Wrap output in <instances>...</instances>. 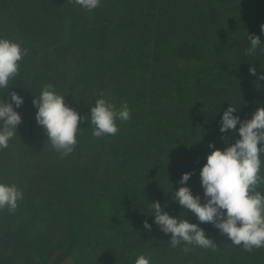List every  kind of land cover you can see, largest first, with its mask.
I'll use <instances>...</instances> for the list:
<instances>
[{
    "label": "trees",
    "instance_id": "trees-1",
    "mask_svg": "<svg viewBox=\"0 0 264 264\" xmlns=\"http://www.w3.org/2000/svg\"><path fill=\"white\" fill-rule=\"evenodd\" d=\"M261 25L264 0H100L91 12L68 0H0V38L27 49L9 85L23 97L22 122L0 150V182L23 199L14 213L0 211V264H135L140 255L151 264H264V248L231 244L172 199L186 186L204 202L208 145L239 139L220 132L224 111L231 105L245 120L264 106V54H246L248 36L264 42ZM47 84L81 117L62 159L35 119L33 98ZM101 98L127 104L130 119L97 138L88 115ZM157 201L217 250L171 247L148 216Z\"/></svg>",
    "mask_w": 264,
    "mask_h": 264
},
{
    "label": "clouds",
    "instance_id": "clouds-1",
    "mask_svg": "<svg viewBox=\"0 0 264 264\" xmlns=\"http://www.w3.org/2000/svg\"><path fill=\"white\" fill-rule=\"evenodd\" d=\"M68 2L89 12L100 5V0ZM261 33L264 34V25H261ZM248 39L247 55H255L258 49L264 54V42L259 37L248 36ZM25 55L27 49L22 48L19 42L0 38V89L7 90L8 96V99L0 97V150L9 147L10 140L17 135V126L22 122L16 109L23 105V97L16 92L9 93V85L19 74L20 61ZM249 72L256 75L255 68L250 67ZM259 79L264 80V75ZM33 106L37 109L36 122L47 137L46 144H50L61 159L71 154L78 142L81 117L66 104L65 95L59 94L52 84H47L39 96L33 98ZM237 111L231 105L224 111L219 130L222 134L232 131L239 139L226 144L223 150L215 149L214 144L208 145L213 150L200 170L204 202L201 203V197L194 196L186 186L172 193V199L184 209L181 216L190 211L200 223H211L221 235H226L231 244L252 252L253 249L264 248V192L257 190L264 184V176L260 175L264 166V106L257 107L252 117L245 120L234 115ZM88 117L95 137L114 136L119 132L116 121L129 120L130 110L127 104L117 108L101 98L95 100ZM191 175L183 174L179 183L186 184ZM22 199L23 192L15 184L0 182V211L7 209L14 213ZM149 205L151 214L148 216L154 217L153 223L159 231L171 234V247L183 246L185 251H188V246L217 250L216 244L206 237L198 224L170 216L158 201ZM143 227L151 231L152 225L145 221ZM135 264H151V260L140 255Z\"/></svg>",
    "mask_w": 264,
    "mask_h": 264
}]
</instances>
